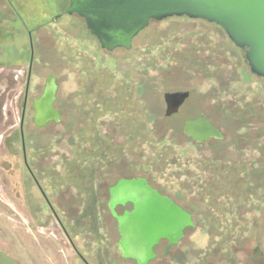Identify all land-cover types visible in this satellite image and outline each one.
<instances>
[{
	"label": "rangeland",
	"instance_id": "1",
	"mask_svg": "<svg viewBox=\"0 0 264 264\" xmlns=\"http://www.w3.org/2000/svg\"><path fill=\"white\" fill-rule=\"evenodd\" d=\"M69 3L0 0V264H136L117 252L100 191L125 164L186 206L195 224L167 258L156 248L150 264H264V77L245 50L216 23L174 16L152 20L131 49L107 51L66 13ZM32 42L29 99L54 76L62 121L26 124L28 159L56 214L20 144ZM181 90L189 100L166 118L164 94ZM99 95L134 107L98 116L90 111ZM199 112L225 140L197 145L184 133L183 120ZM257 247L262 256L253 255Z\"/></svg>",
	"mask_w": 264,
	"mask_h": 264
},
{
	"label": "water",
	"instance_id": "2",
	"mask_svg": "<svg viewBox=\"0 0 264 264\" xmlns=\"http://www.w3.org/2000/svg\"><path fill=\"white\" fill-rule=\"evenodd\" d=\"M66 13L84 18L89 32L107 51L131 49L134 38L152 20L187 16L216 23L245 50L251 71L264 77V0H70ZM56 92V79L50 75L43 96L35 102L41 108L36 115L38 125L60 120V113L54 108ZM189 95L187 90L166 92L165 114L178 113ZM138 184L123 180L112 192H127L125 199L136 205L133 212L118 216L123 235L121 248L127 256L135 257L138 264H149L162 237L177 242L184 228L193 222L191 215L171 199L148 186L145 191Z\"/></svg>",
	"mask_w": 264,
	"mask_h": 264
},
{
	"label": "flooded vegetation",
	"instance_id": "3",
	"mask_svg": "<svg viewBox=\"0 0 264 264\" xmlns=\"http://www.w3.org/2000/svg\"><path fill=\"white\" fill-rule=\"evenodd\" d=\"M76 15H78V14H76ZM82 19L85 21L84 18H82ZM117 49H119V48H117ZM33 64H34V48H33V42H32V59H31V62L29 64L28 73H27V77H26V85L27 86L23 92L24 98H23V103H22V111L20 114V127H19V133H20V139H21L20 144H21V149H22L23 161H24L25 167L27 168V171L31 174L32 180L34 181L36 187L39 190V193L41 194L42 198L44 199V204H46L48 206V208L52 214H56L57 212H56V210H55V208L51 202L49 194L47 193V191L45 190V188L41 184V181L38 177V174L36 173L35 169L31 166V162L28 159V148H27L28 137H27V131H26L25 126H26V124L29 125L30 121H33L36 128L40 130V129H44V128L48 127L50 124H53V123L59 124L62 121V112L56 105V102H57V92H56V99L54 101V108L59 111L60 120L59 121H53L52 120V121H49L45 125H42V126L37 124L36 115L38 112L40 113L41 108L39 107V105L36 106L35 102L43 96L44 90L46 87V83H45V86L43 88V91L38 96H36L34 98L32 97L31 99H29L30 80H31V75H32ZM21 71L22 70H20V72ZM46 81H47V79H46ZM190 95L186 99L184 104L180 107V110L178 113H175L171 116H167L165 114L166 118H172L175 115H178L181 112V110L183 109V107L186 105L187 101L190 98ZM84 98H87V97H84ZM82 102H83V104L84 103L86 104L89 102L97 103V109L98 110L97 111H90V112H93V113L96 112V113H98V116H99V114H101L105 111H109V109L115 108L117 111L121 110L123 112L127 108L130 110V109H133V107H134V103L130 99H127V101L124 100L121 102L119 100L117 101V100L109 99V97L106 98L103 95H99L97 97V99L94 100V102H92V100L89 101L87 99L84 101L82 100ZM38 120H40V119H38ZM183 124H184V133H186V135L189 138H191L194 142H196L197 145H201V144L209 142L211 140L223 141L226 138L225 134H223L215 126V123L210 119V117L205 112H199L196 116H194L192 118L184 119ZM82 133H84V132H82ZM98 150H99V154H101V153L103 154L104 148L100 147V145H98ZM105 152H107V151L105 150ZM110 161H112V159ZM66 162H67V167H68L67 169L70 172L72 169V159L68 158L66 160ZM80 162H82V161L79 160V163ZM101 162L104 163L103 160H101ZM235 162L230 160L229 162H227V164H229L230 166L232 165L234 167L236 165ZM110 165L112 166V164H110ZM112 171H113V173L111 174V178L109 180H104L105 186L102 187V189L100 191L103 192V197L107 198V209L109 210L110 215L112 216L113 220L115 221L116 226H117V230L119 233V239L116 242L117 252L119 255L121 254L125 258H130V259L134 260L136 262V264H138V261L135 257L127 256L126 251L121 248L123 235H122L121 230H120V224H119L118 216H123L126 213L133 212L135 210L136 205H135V202H133L132 200H130V199L126 200L125 199L127 197L126 195H128L127 192H125V191H123V192L117 191L115 193L112 192V189L115 188L119 184V182H121L123 180H125V181H137L140 183L138 185H142L141 188L143 187L142 189H144L145 191H146V187L148 186V187L158 191L163 197L171 199L177 206H179L180 208H182L183 210H185L186 212H188L191 215V220L193 222L192 214H191L190 210L187 209L186 206H184L181 202L176 200L174 198V196L167 193L164 189H160V188L156 187L155 185H153L152 182L150 181L149 177L145 173L142 174V173L136 172L134 166L132 167V166H128V164H125L123 171H121V174H119V172H116V174H115L114 169L111 170V172ZM97 173L99 174V170ZM103 173L104 172H102V174ZM106 176H103V177H105L104 179H106ZM115 199H117V201H116L114 208H112L113 201L115 202ZM38 208L41 209L40 206H38ZM194 227H195L194 222L191 225L186 226L183 230V236L177 242H171V240L169 238L162 237L159 240L158 244L155 245V247H154L155 257L157 256L156 248L161 247V248H163L164 258H167L170 254H172V249L174 247H176L181 242V240H183V238L186 235V231L188 229H192ZM253 255L254 256H262L263 252L259 247H257L254 249ZM83 260L87 263V261L84 258H83ZM151 261H153V259L149 261V264L151 263Z\"/></svg>",
	"mask_w": 264,
	"mask_h": 264
}]
</instances>
